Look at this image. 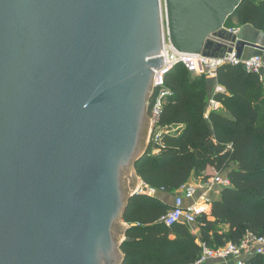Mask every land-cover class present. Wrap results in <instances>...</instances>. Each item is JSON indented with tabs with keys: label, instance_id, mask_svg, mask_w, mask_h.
<instances>
[{
	"label": "water",
	"instance_id": "water-1",
	"mask_svg": "<svg viewBox=\"0 0 264 264\" xmlns=\"http://www.w3.org/2000/svg\"><path fill=\"white\" fill-rule=\"evenodd\" d=\"M243 2L0 0V264H124L164 17L211 56Z\"/></svg>",
	"mask_w": 264,
	"mask_h": 264
},
{
	"label": "trees",
	"instance_id": "trees-1",
	"mask_svg": "<svg viewBox=\"0 0 264 264\" xmlns=\"http://www.w3.org/2000/svg\"><path fill=\"white\" fill-rule=\"evenodd\" d=\"M233 17L264 31V0H244ZM216 81L227 93L218 92L226 112L206 117L212 79L193 75L177 65L166 76L168 97L147 154L136 163L143 182L162 192L174 193L192 177L212 166L226 174L232 185L213 200L209 214L198 218L200 243L219 249L241 244L248 235H264V89L260 74L241 65L218 68ZM181 126L178 133L167 127ZM161 131L159 140L156 134ZM160 148V153L153 151ZM171 207L156 197L134 195L124 221L130 227L122 245L124 264H192L202 245L192 225L167 227L162 217ZM174 236V238L172 237ZM244 264H264L255 254Z\"/></svg>",
	"mask_w": 264,
	"mask_h": 264
},
{
	"label": "built area",
	"instance_id": "built-area-1",
	"mask_svg": "<svg viewBox=\"0 0 264 264\" xmlns=\"http://www.w3.org/2000/svg\"><path fill=\"white\" fill-rule=\"evenodd\" d=\"M239 27L229 24V22L220 29V34L211 33L207 40L214 42L215 44H221V48L212 51L211 56L203 55L202 53H182L176 51L169 38L168 28L166 24V18L163 21V50L161 56H164L165 66L159 70H154V94L151 99L150 106V118H151V136L157 128V124L163 107L168 97L173 95L170 88L166 86V76L177 65L185 66L188 71L193 75L205 76L207 79H216L217 70L224 65H241L249 73L260 74L261 69L264 66L262 57L255 55L249 58H242L238 56L237 41ZM264 85V79L261 77ZM224 88L220 85H216V93L223 92ZM220 102L211 97L208 100V107L206 117L212 111H216L219 108ZM181 126L167 127V133H178ZM159 131L156 134V140H159ZM151 140V138H150ZM155 154L160 153V148L153 151ZM232 185L230 178L224 173H216L210 177H203L202 179L195 181L192 184H183L181 186L182 194L175 197L174 205L167 211L162 217L161 221L167 226L172 227L178 223H186L189 225L196 224L199 217L205 214H209L211 209L212 198L210 192L216 187L224 189ZM141 195L155 196L159 192H162L156 188L146 185L143 181L141 185L135 189ZM198 191L200 195L198 199L190 206L184 205L185 199H192ZM251 247L254 248L255 254H264V235L255 236L248 235L244 238L241 244L228 243L222 248L212 249L206 244H202V253L196 264H203L208 259H220L228 260L233 259L236 264H244L243 253L248 251Z\"/></svg>",
	"mask_w": 264,
	"mask_h": 264
},
{
	"label": "crops",
	"instance_id": "crops-1",
	"mask_svg": "<svg viewBox=\"0 0 264 264\" xmlns=\"http://www.w3.org/2000/svg\"><path fill=\"white\" fill-rule=\"evenodd\" d=\"M255 2H258L259 0H253ZM229 24L232 25H236L239 27V32H238V39L240 40H244L246 42L249 43H254L256 45H260L261 47H264V31L254 27L251 24H239L237 22V18L236 17H232L229 21ZM255 55H260L262 57L263 63H264V50L258 49V48H254V47H250V46H246L243 50L242 53V58H249ZM261 77L264 79V66L261 69L260 72ZM217 81L216 79H212V83H211V92L209 95V99L211 97L215 98V94H216V85H217ZM263 89H264V85H263ZM223 93H227V91L224 89ZM220 102V101H219ZM216 111H222V112H226L225 106L223 105L222 102H220L219 108ZM217 171L215 170L214 167L209 166L204 173H202L201 175L197 176V177H192L188 182H186L185 184H192L195 181H198L200 179H202L203 177H210L214 174H216ZM138 182H137V187H139L141 185V178L138 177ZM136 187V188H137ZM222 190L219 188H215L213 189L209 194L210 197L212 198V200H218L221 198V193ZM182 194V189L181 187L174 193H168V192H159L158 194H156L154 197L158 198L160 201L164 202L165 204L169 205L170 207H172L174 205L175 202V197L177 195ZM200 192L198 191V193L192 198V199H185L184 201V205L186 207L192 205L199 197ZM124 225H125V236L124 239H127V235L126 232L129 229L130 225L123 221ZM192 233L197 236V243L199 245H202L200 243L199 237H200V228L198 225L194 224L192 225ZM174 238V236H172ZM255 255V251L254 248L251 247L248 251H246L245 253H243V259L247 260L248 258H250L251 256ZM192 264H196L195 262ZM203 264H236V261L233 259H228V260H220V259H208L206 262H204Z\"/></svg>",
	"mask_w": 264,
	"mask_h": 264
},
{
	"label": "rangeland",
	"instance_id": "rangeland-1",
	"mask_svg": "<svg viewBox=\"0 0 264 264\" xmlns=\"http://www.w3.org/2000/svg\"><path fill=\"white\" fill-rule=\"evenodd\" d=\"M150 132H151V130L149 131V137H148L149 140H150V138H151V133H150ZM136 187H137V186H135L134 190L136 189Z\"/></svg>",
	"mask_w": 264,
	"mask_h": 264
}]
</instances>
